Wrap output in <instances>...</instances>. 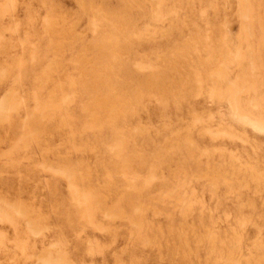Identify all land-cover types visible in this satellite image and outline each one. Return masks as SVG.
I'll return each mask as SVG.
<instances>
[{
    "label": "rangeland",
    "instance_id": "rangeland-1",
    "mask_svg": "<svg viewBox=\"0 0 264 264\" xmlns=\"http://www.w3.org/2000/svg\"><path fill=\"white\" fill-rule=\"evenodd\" d=\"M0 264H264V0H0Z\"/></svg>",
    "mask_w": 264,
    "mask_h": 264
}]
</instances>
